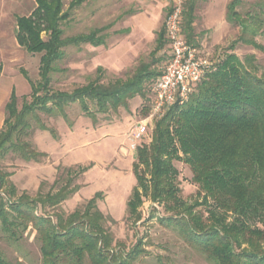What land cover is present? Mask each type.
<instances>
[{
    "label": "trees",
    "instance_id": "obj_1",
    "mask_svg": "<svg viewBox=\"0 0 264 264\" xmlns=\"http://www.w3.org/2000/svg\"><path fill=\"white\" fill-rule=\"evenodd\" d=\"M85 1L73 0L68 10ZM196 1L187 0L182 13V35L191 46ZM33 2L35 7L29 15L16 17L14 38L19 48L40 55V82L33 84L20 71L30 87L31 101L18 111L16 96L11 94L5 106L6 130L0 132V151L38 162L45 155L20 141L29 129L30 117L43 113L66 119L65 107L77 102L82 112L93 118L88 103H93L97 111L116 110L128 98L143 96L144 85L150 91L161 72H148L142 65L125 82L103 85L95 80L71 93L53 91L51 75L64 57L63 48L103 45V38L97 36L102 29L63 38L61 24L69 19V12L63 11V0ZM241 2L231 0L226 12V21L237 25L241 34L194 85L186 102L170 106L154 120L149 143L142 139L134 152L136 186L126 210V221L136 223L141 217L137 211L142 198L157 205L164 214L156 218L158 224L176 232L209 264H264V70L253 56L240 60L233 53L238 43L260 48L253 37L264 23L256 16L242 18L236 10ZM157 41L156 50H162L165 44L167 47L163 31ZM163 55L166 61V50ZM149 104L142 108V117L149 113ZM40 128L47 130L43 125ZM174 162L189 168L192 183L198 188L199 199L192 205L180 196ZM64 171L46 193L40 185L34 199L26 193L15 198L16 188L7 175L0 174V188H4L0 193L2 238L17 242L30 228L40 245L41 264H133L144 253L142 240L138 239L127 252L111 249L113 237L107 227L110 220L97 207L100 194L66 217L46 213L80 189L75 182L85 169ZM196 207H203L204 212H196ZM0 264H10L1 253Z\"/></svg>",
    "mask_w": 264,
    "mask_h": 264
},
{
    "label": "rangeland",
    "instance_id": "obj_2",
    "mask_svg": "<svg viewBox=\"0 0 264 264\" xmlns=\"http://www.w3.org/2000/svg\"><path fill=\"white\" fill-rule=\"evenodd\" d=\"M72 1L63 0V11L69 12V19L61 24L62 37L88 35L102 29L97 36L103 38L104 44L63 48L64 57L51 75V88L57 92L71 93L95 80L103 85L117 80L125 82L131 80L142 65L148 72H161L167 47L165 44L162 50H156L158 34L163 31L166 41L164 26L168 14L176 2L180 1L183 10L187 3V0H86L68 10ZM230 1L197 0L195 3L191 44L200 52V57L212 65L228 52L241 34L237 25L226 21ZM34 7L33 0H0V65L5 74L0 79V119L12 85L18 111L31 101L30 88L19 71L23 70L33 84L40 82V55L12 48L16 17L29 15ZM236 10L242 18L256 16L264 23V0H242ZM253 39L260 48L238 43L233 53L240 60L253 56L256 65L264 70V28L259 29ZM142 93L143 96L130 97L124 106L106 112L97 111L93 103H88L93 118L87 117L77 102L65 107L66 119L36 113L28 119L29 129L20 136V141L45 156L38 162L25 161L18 154L2 150L0 174L7 175L16 188L15 198L26 193L34 199L40 185L43 184L42 191L46 193L57 175L64 174V169L84 168L85 173L75 182L80 189L57 209L46 210L47 214L56 212L66 217L100 194L97 207L110 220L107 227L113 237L111 249L127 252L138 239L142 240L144 253L133 264H209L176 232L158 224L156 218L164 216L162 209L147 199L142 198L138 207L140 220L126 221L127 203L136 186L132 169L134 151L130 150L129 139L136 122L142 118V108L151 99L148 85L143 86ZM41 125L47 130H42ZM153 127L154 122L143 138L146 144ZM5 130L6 126L0 132ZM174 166L178 170L180 196L192 205L199 198L191 172L181 162H174ZM3 191L4 188H0V193ZM151 209L156 212L151 213ZM195 211L203 213L204 208L196 207ZM39 247L30 228L17 242H6L0 234V253L10 264H41Z\"/></svg>",
    "mask_w": 264,
    "mask_h": 264
},
{
    "label": "built area",
    "instance_id": "obj_3",
    "mask_svg": "<svg viewBox=\"0 0 264 264\" xmlns=\"http://www.w3.org/2000/svg\"><path fill=\"white\" fill-rule=\"evenodd\" d=\"M180 1L176 2L165 20L167 59L161 74L152 83L149 113L136 122L129 139L130 150L136 151L155 119L174 104H183L193 87L210 71L212 64L200 57L197 48L187 44L182 35Z\"/></svg>",
    "mask_w": 264,
    "mask_h": 264
},
{
    "label": "crops",
    "instance_id": "obj_4",
    "mask_svg": "<svg viewBox=\"0 0 264 264\" xmlns=\"http://www.w3.org/2000/svg\"><path fill=\"white\" fill-rule=\"evenodd\" d=\"M19 48V46L17 45V43H16V41H15V38H14V42H13V44H12V48ZM15 50V49H14ZM165 51V50H164ZM167 51V50H166ZM1 66V65H0ZM19 74L20 75H22L21 74V72L19 71ZM5 74H4V68H2V66H1V73H0V79L4 76ZM25 79V78H24ZM27 82V81H26ZM28 84V83H27ZM29 86V85H28ZM15 86H11L10 87V93H9V96H8V98H7V101L4 103V114H3V116L1 117V119H0V129L1 128H3V123H4V120H5V106H6V104L9 102V99H10V96H11V94L12 93H14L15 94ZM30 88V87H29ZM1 92V91H0ZM16 96V95H15ZM1 98V97H0Z\"/></svg>",
    "mask_w": 264,
    "mask_h": 264
}]
</instances>
